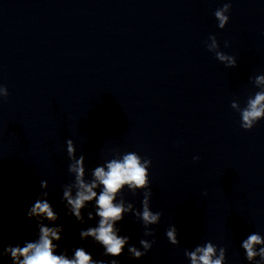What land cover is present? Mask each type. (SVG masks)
Instances as JSON below:
<instances>
[{
    "label": "clouds",
    "instance_id": "1",
    "mask_svg": "<svg viewBox=\"0 0 264 264\" xmlns=\"http://www.w3.org/2000/svg\"><path fill=\"white\" fill-rule=\"evenodd\" d=\"M231 2H226L223 7L214 12L218 21V27L224 29L229 22ZM206 46L209 52L215 53L218 61L228 68L237 66V59L232 55L225 54L219 50V44L215 35L209 36ZM225 41V47H228ZM255 87L259 91L249 96L246 106L241 108L239 103L233 101L231 107L236 110L241 117V128L251 130L262 118H264V75H257L253 79ZM9 92L7 87L0 85V98H7ZM67 155L72 161L68 165V172L74 175V181L62 185L63 196L67 215L74 216L76 221L85 223L82 210L87 208L90 202H95V216L92 211L87 213L88 219L99 217L95 227H89L80 231L81 240L92 238L93 242L104 248L103 256H111L113 259L105 261L103 259H93L92 255L84 247L72 249V256L68 255V248L57 254L58 243L64 225H55L59 219L52 204L48 201V191H41L35 203L29 208L27 216L35 218L37 221L36 238L25 241L23 246L8 244L0 252V264L3 257H10L11 264H119L118 258L123 253L126 245H129L130 237L119 235L120 228L116 227L122 221L125 214L132 213L142 222L144 236H155V232L150 228L151 225L158 224L161 219L160 212H153L150 206L152 192L150 189L149 167L151 160L142 158L136 152L120 154L117 152L110 160H105L103 165L97 166L92 170L91 179H86L85 157L80 155L76 158V148L71 139L66 141ZM198 160L199 157H193ZM135 196L137 191H143L142 211L137 210L134 205L124 198V188ZM41 188L47 189L46 181L41 182ZM97 189H100L99 193ZM119 198V199H118ZM5 211H14L5 209ZM48 223H45V222ZM166 236L171 244L178 245V229L175 225L170 226L166 231ZM2 239V233H0ZM155 239L149 241L141 239L140 245L143 251L136 246L128 247L131 258L140 259L152 248ZM257 246L259 249L257 250ZM241 247L246 253V259L254 264H264V237L253 232L245 240ZM185 256L190 259L191 264H225L226 249L217 248L212 242L197 245L193 251L185 250ZM260 259L257 260L256 258Z\"/></svg>",
    "mask_w": 264,
    "mask_h": 264
}]
</instances>
